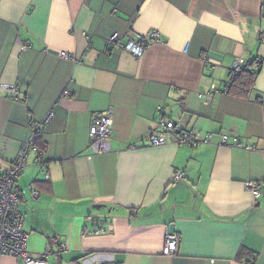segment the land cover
<instances>
[{
  "label": "crops",
  "instance_id": "0c3cea01",
  "mask_svg": "<svg viewBox=\"0 0 264 264\" xmlns=\"http://www.w3.org/2000/svg\"><path fill=\"white\" fill-rule=\"evenodd\" d=\"M153 31L139 58L108 43ZM239 60L261 63L247 97L226 93ZM108 110L111 152L92 156L93 117ZM50 114L43 153L30 152L16 182L30 254L49 249L47 264H264V0H0V172L31 121ZM167 121L214 143L152 146ZM249 181L262 185L258 200ZM108 222L112 233L88 234ZM171 225L180 242L167 257ZM0 264L24 263L0 254Z\"/></svg>",
  "mask_w": 264,
  "mask_h": 264
},
{
  "label": "built area",
  "instance_id": "2783aa9c",
  "mask_svg": "<svg viewBox=\"0 0 264 264\" xmlns=\"http://www.w3.org/2000/svg\"><path fill=\"white\" fill-rule=\"evenodd\" d=\"M159 33L153 31L147 36L132 37L129 41L121 42L120 35L118 33L113 34L108 43L111 47L115 45L121 46L124 50L129 52L136 58L141 57L146 49L159 39ZM29 47H24L28 49ZM61 57L69 58L67 53H62ZM244 58H249V55H244ZM242 58V59H244ZM242 65L240 60L236 61L231 70L235 73L241 71ZM9 93L14 97H18L19 90L15 86L4 85ZM53 114H50L42 123L31 121L32 134L25 145L18 152L16 159L12 166L5 172H0V254L6 256L16 257L24 264H47L48 258L51 255L49 249H47L41 255H32L27 248L28 235L25 233L24 217L19 209L20 192L16 187L17 179L21 176L24 169L27 166V158L30 152L34 151L42 154L43 151L39 147L37 141L40 136L42 126L50 121ZM113 124V112L108 110L103 113H97L92 120L90 126V148L92 149V156L102 155L111 152V147L108 139L111 135V129ZM217 145H227L229 136L228 134H220ZM215 136L213 134H207L200 136L193 131L185 129L182 125L174 122L167 121L162 124L160 130H156L152 133L150 143L152 146L159 147L167 144H175L185 147H197L201 144L210 145L214 143ZM237 148L250 150L251 147L246 145L245 142H235ZM91 156H89V159ZM184 173L178 171L174 175V181L180 182L184 179ZM246 188L253 194L254 198L258 200L263 192L262 185L259 182L249 181L246 183ZM32 193L35 197L38 196L36 189H32ZM114 226L111 222L100 223L93 230L89 231V235L102 236L112 233ZM180 237L177 234L166 235V242L162 255L167 257H174L178 253ZM64 246H61L56 253L57 258H61Z\"/></svg>",
  "mask_w": 264,
  "mask_h": 264
},
{
  "label": "trees",
  "instance_id": "16d2710c",
  "mask_svg": "<svg viewBox=\"0 0 264 264\" xmlns=\"http://www.w3.org/2000/svg\"><path fill=\"white\" fill-rule=\"evenodd\" d=\"M260 67L261 63L249 60L246 66H242L240 72L235 73L231 70L230 78L226 83V93L236 97H247L254 85ZM39 139L37 143L43 151L45 147Z\"/></svg>",
  "mask_w": 264,
  "mask_h": 264
},
{
  "label": "water",
  "instance_id": "95a60500",
  "mask_svg": "<svg viewBox=\"0 0 264 264\" xmlns=\"http://www.w3.org/2000/svg\"><path fill=\"white\" fill-rule=\"evenodd\" d=\"M169 232H170V234H175V227H174V225H171L170 226Z\"/></svg>",
  "mask_w": 264,
  "mask_h": 264
}]
</instances>
